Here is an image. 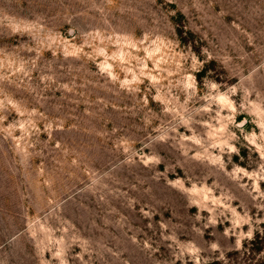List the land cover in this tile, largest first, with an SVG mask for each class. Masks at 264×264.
Segmentation results:
<instances>
[{"label": "rangeland", "instance_id": "374dc122", "mask_svg": "<svg viewBox=\"0 0 264 264\" xmlns=\"http://www.w3.org/2000/svg\"><path fill=\"white\" fill-rule=\"evenodd\" d=\"M0 264H264V0H0Z\"/></svg>", "mask_w": 264, "mask_h": 264}]
</instances>
